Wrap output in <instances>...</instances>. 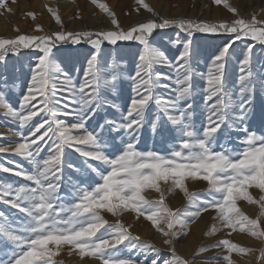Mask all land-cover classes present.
<instances>
[{"label":"snow or ice","instance_id":"6c2138e0","mask_svg":"<svg viewBox=\"0 0 264 264\" xmlns=\"http://www.w3.org/2000/svg\"><path fill=\"white\" fill-rule=\"evenodd\" d=\"M213 2L218 6L223 5L237 18L231 21L164 18L159 17L146 0H136L137 5L154 18L125 29L106 0H91L106 14L112 28L65 31L58 7L47 6V11L61 30L43 35L0 37V60L9 54H19L22 49L34 48L40 53L31 83L18 107L8 103L4 92L0 91L3 114L15 120L21 129L17 132L19 142L14 147L0 146V154L12 153L31 165V170H25L15 161L9 162L12 166L0 162V172L25 181L13 184L0 180V203L17 209L27 217L26 224L13 227L5 212L0 211V251L9 245L12 248L5 253L7 259H0V264H63L55 258L65 245L71 246V251L78 250L81 257L87 255L99 259L101 264H196V259L211 247L225 251L222 257L225 264H236L233 253L250 254L257 251L227 238L211 246H200L191 257L177 251L178 242L190 234L192 225L209 209L216 210L220 228L213 225L205 235L213 236L223 228L230 230L229 235L239 231L264 241V95L260 97L258 129L243 127V138L238 141L239 150H216L217 134L224 122L221 94L226 66L236 54V41L245 39L264 46V19H259L255 13L250 18L241 17L229 0ZM140 7L136 8L137 12ZM0 9L11 11L7 0H0ZM27 15L33 19L36 16L32 12ZM76 18L82 19L79 14ZM169 27L186 33L183 50L175 62L170 61L163 50L153 46L150 39L155 30ZM16 31L19 32V29ZM35 31L44 33V28L37 24ZM195 33L227 37L217 46L206 73L204 101L208 105V114L200 129L191 123V113L188 111L191 105L178 107L193 93L194 73L190 58L191 38ZM123 41L139 42L143 46V53L138 57L139 63L132 77L134 96L126 112L119 121H104L117 136L125 134L119 137L120 143H116L117 137L111 141L101 137L104 124L98 125L100 131L89 130L86 124L101 106L100 89L114 91L122 83L118 67L109 65L107 60L103 66L100 65L101 49L105 44L117 46ZM81 42L92 46L94 51L86 58L83 80L77 86L57 63L56 57L61 53L59 50L54 52V49L58 44L79 45ZM176 43L180 42L177 40ZM255 43H249L244 52L237 56L240 73L237 82L242 97L239 104L241 116L238 119L241 122L247 119L254 99L250 65ZM156 67L174 70V98L154 100L157 88L168 87L160 84L161 78L172 79L165 77L163 72H156ZM260 86L264 89V81ZM153 102L165 106L164 110L170 113L168 119L174 125L170 129L161 124L159 118H155L150 125L154 134H167L174 141L166 155L158 151H142L138 147L144 115ZM38 117L39 122H34V118ZM68 117L75 122L68 123ZM24 129H27V135ZM46 147L48 155L41 158ZM65 148H73L100 166H88L99 179L89 185L75 186L69 207L61 203L59 194ZM69 166L75 168L74 164ZM189 179L207 182L210 198L202 199L201 194L191 192L187 185ZM147 190H154L159 194V199H148L145 196ZM177 190L186 197L193 210H174L166 204V195ZM252 190L261 193L259 198L253 195ZM240 201L259 206V215L255 218L249 216L240 208ZM103 212L114 217L128 212L134 214L137 221L143 218L150 222L163 237L167 251L133 234L131 224H125L120 219L110 223L102 215ZM121 245L129 251L135 250L138 255L122 256ZM258 251L257 260L264 261V248Z\"/></svg>","mask_w":264,"mask_h":264},{"label":"rangeland","instance_id":"374dc122","mask_svg":"<svg viewBox=\"0 0 264 264\" xmlns=\"http://www.w3.org/2000/svg\"><path fill=\"white\" fill-rule=\"evenodd\" d=\"M113 11L117 13V18L121 27L127 29L137 23L144 22L149 18H154L152 14L137 5L136 0H106ZM159 14V17L164 18H191L194 20L207 21H231L237 17L225 8L223 5H216L213 0H146ZM230 4L238 9L239 15L244 18H250L252 14H258L259 19H264V0H229ZM255 3V4H253ZM8 7L11 11L0 9V37L14 38L18 34L43 35L61 30L60 25H57L52 15L47 11V6L58 7L59 13L63 21V30L65 31H82V30H107L113 26L109 18L96 5L91 3V0H7ZM253 4V5H252ZM251 6L259 5L258 8L249 11ZM246 6V7H245ZM140 7L137 12L136 8ZM260 7V8H259ZM247 8V9H245ZM258 9V10H257ZM249 11V12H247ZM35 13V19L28 16L27 13ZM251 13V14H250ZM79 14L82 19H77ZM141 17V18H140ZM40 24L44 28V33L35 31V26ZM19 29V32L16 29ZM186 33H183L176 27L166 29H158L151 36L153 46L160 48L165 52L170 61L175 62L176 57L183 50L182 44L185 40ZM190 67L193 70L192 84L193 93L190 98L181 102L178 107L183 108L190 104L188 110L191 113V123L196 129H200L205 123L208 105L204 101L205 97V79L208 68L211 66V58L216 53L217 46L221 45L227 39L224 35H213L206 33H195L192 36ZM234 39V37H233ZM180 43H176V41ZM251 42L245 39L236 41L234 47L236 54L233 55L231 62L226 66V79L223 92L221 94L223 104L221 107L224 116V122L221 130L217 134L216 150H239L238 141L243 138V127L258 129L259 114H260V97L264 95V89L261 88V82L264 81V46L255 43L251 59L252 81L254 87V99L247 116V119L241 122L238 117L241 116L239 104L241 102L240 85L237 82L239 76V63L237 56L243 53L246 47ZM59 50L56 59L64 72H67L75 84H79L83 80V71L86 67V58L93 53L92 46L85 42L79 45L66 43L57 45L54 52ZM143 53V46L137 41L119 42L117 46L105 44L101 49L99 57L100 65L103 66L105 60L109 65L118 67L119 73L122 76V83L114 90L100 89L101 106L98 112L92 116L86 127L92 131H100L98 125L104 124L105 120H120L122 114L126 112L127 106L131 98L134 96V82L132 77L139 63L138 57ZM37 49H22L19 54L7 55L3 60H0V91L4 92L5 99L13 107H18L22 96L26 94L31 83L33 70L39 55ZM70 54V55H69ZM156 72H163L165 77L172 79L161 78V85L168 87H159L155 90L154 100L157 98L172 99L174 98L175 72L170 67H156ZM63 79V77H61ZM246 95V94H245ZM215 100V98H214ZM115 105L116 107H112ZM163 104L157 105L155 102L150 103L147 112L144 115L143 128L140 130V144L138 147L142 151L152 150L162 154L172 148L174 141L169 139L167 134L164 136L154 134L151 130V123L155 118H159V122L168 128H174L173 123L168 119L170 113L164 110ZM4 109L0 108V146L14 147L19 142L17 132L21 129L18 123L14 120V128L8 129V117L3 113ZM173 115L175 113H172ZM40 118H34V122H39ZM68 123L75 122L71 117L67 118ZM24 134L27 135V129H24ZM103 139L111 141L113 137H117L116 143H120V133L117 136L112 132L109 125L104 124L103 131H100ZM51 141H49V146ZM111 147V144H109ZM48 155L47 147L41 153V158ZM15 161L17 165H22L25 170H31V165L23 160V158L9 153L7 155L0 154V162L6 166H12L9 162ZM75 165V168L69 165ZM99 168V164L83 157L73 148H65L64 152V167L60 182V197L61 203L65 207H69L72 203V193L77 185H89L94 181H98L99 177L92 172L88 167ZM103 170V169H101ZM0 180L5 183L22 184L25 181L22 178L15 177L12 174L0 172ZM188 188L191 192L201 194L202 199H209L208 184L202 180L187 181ZM253 195L259 198L261 193L258 190H252ZM145 196L148 199H159V194L154 190H147ZM166 204L172 209L181 211L193 210L189 205L186 197L177 190L174 193L166 195ZM240 208L249 216L255 218L260 213L259 206L250 205L247 202H238ZM247 204L249 209L244 207ZM0 211H4L13 227H18L27 223V217L17 209L11 208L8 205L0 203ZM104 218L110 223H114L117 219L122 220L125 224H131L133 234L139 235L143 240L155 243L158 247L165 248L163 245V237H161L151 226L150 222H146L143 218L137 221L134 214L125 212L119 217H114L112 214L103 212ZM264 224V218H262ZM215 225L220 228V222L217 218L216 210L209 209L208 212L202 213L201 217L191 227L190 234L181 239L177 244V251L185 257H191L194 251H197L200 246H211L221 239H232L245 247L256 249L250 254L233 253V260L236 264H264V261H258L259 249L264 248V241L253 238L248 233L239 231L232 232L229 235L228 229L221 228L220 231L213 236L205 235L210 228ZM251 236V237H249ZM255 240L256 242H252ZM127 244V242H125ZM71 246L65 245L62 247L59 255L55 258L57 261H62L63 264H101L99 259L90 256L81 257L78 250L71 251ZM122 256H137L135 250L129 251L124 245L120 246ZM12 250L11 246L3 248L0 251V259H7L5 253ZM65 250V252H64ZM71 252H69V251ZM165 248V252H166ZM69 252V253H68ZM68 253V254H67ZM64 254V255H63ZM225 251L211 247V249L201 254L196 259V264H225L222 259ZM253 254V255H252ZM252 257L253 259H250ZM143 259V257H140ZM167 258V257H165Z\"/></svg>","mask_w":264,"mask_h":264},{"label":"bare ground","instance_id":"6f19581e","mask_svg":"<svg viewBox=\"0 0 264 264\" xmlns=\"http://www.w3.org/2000/svg\"><path fill=\"white\" fill-rule=\"evenodd\" d=\"M253 4H255V3H253ZM252 4V5H253ZM258 6L259 5H255L254 7L253 6H251L250 5V7L248 8V10L249 11H252V9H254V8H258ZM246 7V6H245ZM260 8V7H259ZM245 9H247V8H245ZM258 10V9H257ZM249 11H247V12H249ZM262 13H264V11H262ZM251 14V13H250ZM141 18V17H140ZM4 111V110H3ZM8 117V116H7ZM8 123H9V126H8V129H6L7 131L8 130H10V129H12V128H14V126H13V124H14V120L12 119V118H10V117H8V121H7ZM244 207H246L248 210H250L249 209V207H248V205L247 204H244ZM251 211V210H250ZM249 237H251V236H249ZM252 238V237H251ZM251 238H249L250 240H251ZM252 242H256L255 240H251ZM69 251V250H68ZM64 252H65V250H64ZM69 252H71V251H69ZM68 252V253H69ZM67 253V254H68ZM64 255V254H63ZM253 255V254H252ZM250 259H253L252 257H250ZM73 264H74V262H72ZM77 262H75V264H76ZM87 264V263H86Z\"/></svg>","mask_w":264,"mask_h":264},{"label":"trees","instance_id":"16d2710c","mask_svg":"<svg viewBox=\"0 0 264 264\" xmlns=\"http://www.w3.org/2000/svg\"><path fill=\"white\" fill-rule=\"evenodd\" d=\"M155 32V31H154ZM58 45H62V44H58Z\"/></svg>","mask_w":264,"mask_h":264}]
</instances>
